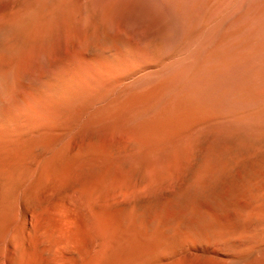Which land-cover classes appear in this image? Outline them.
<instances>
[{
  "label": "bare ground",
  "instance_id": "bare-ground-1",
  "mask_svg": "<svg viewBox=\"0 0 264 264\" xmlns=\"http://www.w3.org/2000/svg\"><path fill=\"white\" fill-rule=\"evenodd\" d=\"M249 4L264 25V0ZM165 5L0 0V264H264V158L224 159L208 146L188 191L178 185L182 138L215 115L200 100L162 106L159 89L115 91L110 76L113 85L100 86L107 16L117 8L123 25L148 10L161 22ZM105 117L132 135L130 148L100 145ZM237 119L232 126L264 127ZM167 149L146 178L121 167L148 166Z\"/></svg>",
  "mask_w": 264,
  "mask_h": 264
},
{
  "label": "rangeland",
  "instance_id": "rangeland-1",
  "mask_svg": "<svg viewBox=\"0 0 264 264\" xmlns=\"http://www.w3.org/2000/svg\"><path fill=\"white\" fill-rule=\"evenodd\" d=\"M225 1L165 0L161 22L155 20L152 11L145 10L128 18L123 25L118 23L116 8L107 16L97 41V54L103 65L101 88L115 82L120 85V88L114 86L115 91L127 89L132 94L159 89L164 96L162 106L170 104V100L185 103L200 100L199 105L203 102V108L207 106V110L215 115V120H205L182 138L188 157L183 168H179L178 185L188 191L191 190L190 172L208 146L218 145L217 152L224 159L230 153L264 158V127L232 126L231 123L236 118L264 121V25L255 21L258 13L249 11V3L253 0H231L227 5ZM162 22L163 25H158ZM77 24L87 27L85 14L80 15ZM161 29H166L168 34ZM108 61L115 63L104 67ZM248 109L251 114L247 113ZM100 124L101 146L130 148V133L114 127L108 117L102 118ZM172 149L154 155L149 165L138 168L140 170L131 161L121 163V167L146 178L152 170H159L160 162L174 152ZM166 183L171 187L174 185ZM163 197V193H158L150 199L155 201Z\"/></svg>",
  "mask_w": 264,
  "mask_h": 264
}]
</instances>
